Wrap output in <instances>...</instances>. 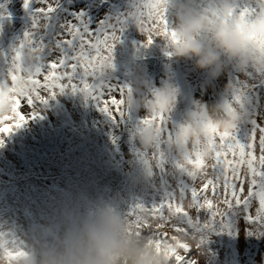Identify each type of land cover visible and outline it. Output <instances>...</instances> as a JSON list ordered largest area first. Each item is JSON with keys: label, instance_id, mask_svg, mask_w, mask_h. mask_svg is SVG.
Wrapping results in <instances>:
<instances>
[{"label": "rangeland", "instance_id": "1", "mask_svg": "<svg viewBox=\"0 0 264 264\" xmlns=\"http://www.w3.org/2000/svg\"><path fill=\"white\" fill-rule=\"evenodd\" d=\"M101 2H106L102 11L98 9ZM139 2L0 0V71L5 73L13 70L14 50L22 45V57L31 54L34 69L48 71L51 63L71 62L77 54L75 29L94 33L106 30L120 37L110 68L87 78L94 86L93 95L72 87L63 92L57 89L54 96L42 93L47 103L23 105L25 122L10 133H0V234L12 230L22 238L46 223H55L61 205L81 191L117 199L127 216L137 205L160 204L181 191L187 195L200 185L177 167L178 157L164 155L161 165L158 149L143 150L138 136L142 122L149 117L146 109L131 112L123 107V115L115 118L100 110L97 95L123 99L140 74L148 76L153 90L165 84L177 90V105L165 114L162 146L170 142L169 133L175 136L188 111L217 102L240 116L238 124L222 134L233 132L242 144H249L253 133L259 136L258 128L264 127V71L251 65L240 69L234 60L224 57L226 67L212 76L208 70L197 69L194 61H177L169 55L171 44L164 37H154L148 45L146 33L133 17ZM240 6L259 11L264 0H240ZM49 8L53 11L48 12ZM79 80L77 75L73 82ZM7 82V75L0 78V85ZM9 100L13 102V97L0 95V106ZM105 127L108 129L103 133ZM208 147L212 148V139ZM127 163L129 176L124 172ZM149 169L153 175L145 176ZM189 202L190 198L184 201L185 205ZM257 206L254 202L253 215ZM192 215L200 221L199 230L190 229L189 235H183L165 226L160 231L177 238L167 245L151 238L157 252L164 251L170 258L185 255V264H264V225L250 221L247 210H230L223 218L230 225L228 229L220 219L211 228L203 227L211 218L207 210L193 211ZM190 240L198 241L195 248ZM188 246L191 251L184 253ZM172 264L176 262L172 260Z\"/></svg>", "mask_w": 264, "mask_h": 264}, {"label": "clouds", "instance_id": "2", "mask_svg": "<svg viewBox=\"0 0 264 264\" xmlns=\"http://www.w3.org/2000/svg\"><path fill=\"white\" fill-rule=\"evenodd\" d=\"M164 7L175 32L171 56L177 61H194L195 67L217 76L226 67L224 57L234 60L237 67L249 65L264 71V15L251 20L243 14L240 0H166ZM23 76L13 86H27L34 73L31 54L22 57ZM111 66L105 63L102 70ZM10 73L0 71V78ZM133 87L124 97V107L135 112L146 109L149 117L168 114L177 105V90L165 84L153 90L147 75L133 80ZM13 94L5 87L0 95ZM13 114L11 100L0 106V118ZM240 116L223 102L211 106L199 105L185 114L184 122L167 145H161L162 131L147 125L139 131V141L145 152L158 149L163 155L176 156L187 166L185 154L209 142L214 136L228 133L238 124ZM213 150L204 147L201 157L211 160ZM151 169L145 176H151ZM191 207L190 202L185 205ZM195 248L198 241L190 240ZM0 264H172L164 251L157 252L151 237L137 235L129 218L123 214L120 202L103 195L93 197L81 191L64 202L55 223H46L22 238L12 230L0 234Z\"/></svg>", "mask_w": 264, "mask_h": 264}, {"label": "snow or ice", "instance_id": "3", "mask_svg": "<svg viewBox=\"0 0 264 264\" xmlns=\"http://www.w3.org/2000/svg\"><path fill=\"white\" fill-rule=\"evenodd\" d=\"M165 4L166 0H140L133 14L136 23L148 37V45L153 42L154 37L158 36L164 37L169 42H175V32L169 28L170 22ZM37 11L44 12L45 9ZM47 11L51 12L53 9L49 8ZM243 14L251 20L257 15H264V8L259 11L255 8H243ZM75 33L79 38V50L71 58V62H66V59L59 63L53 62L49 65L48 71L36 69L28 79L27 86L18 94L13 82L17 71L23 76V66L22 54L17 51L14 68L10 72V82L0 85V92L5 87L9 88L16 106L12 115L0 118V133H10L25 122L26 117L21 111L23 105L33 106L37 103H47L42 93L54 96L57 89L63 92L66 87H72L74 91L79 90L85 92L86 95H93L94 86L88 83L87 78L94 75L96 71L102 70L105 63H112V51L115 42L120 37L115 32L106 30L94 33L75 29ZM21 47L23 48V45ZM168 54L171 55V53ZM77 75H80V80L74 83ZM128 91L130 92L131 89L129 88ZM109 96H111L110 100L103 98V94L95 97L102 105L100 110L114 118L117 115L122 116L124 100L116 98L115 95ZM6 121H15V123H5ZM165 122V114L159 113L146 118L142 123L144 126L159 127L163 132ZM257 131L259 136L253 133L249 144L240 143L233 132L214 136L212 139L213 153L209 161L201 160V151L208 146V142L186 152L187 166L179 161L177 167L193 180H199L200 185L191 188L187 195L181 191L179 196L160 204L150 207L143 204L137 205L127 215L132 226L137 230V234H144L147 230V236L152 239L161 244H172L177 237L174 235L169 237L160 229L169 226L177 234L189 235L190 229L199 230L200 228V221L192 215V212L201 210L211 213V218L203 225L205 228H211L214 222L220 219L223 227L228 229L230 225L224 222L223 218L230 210L237 209L247 210L250 221L264 225V127H259ZM171 139L169 133V140ZM2 144L3 140L0 139V145ZM158 159L162 165L164 163L163 153H159ZM245 185H247L246 192ZM188 198H190V208L184 203ZM254 202L258 204L255 215L252 213ZM190 251V246L184 249V253ZM171 259L176 264H185L186 257L174 254Z\"/></svg>", "mask_w": 264, "mask_h": 264}, {"label": "bare ground", "instance_id": "4", "mask_svg": "<svg viewBox=\"0 0 264 264\" xmlns=\"http://www.w3.org/2000/svg\"><path fill=\"white\" fill-rule=\"evenodd\" d=\"M16 105H15V103H13V107H15ZM229 108V107H228ZM115 164H117V166L120 164V165H124V164H121L120 162H115ZM129 167H130V164L129 163H127L126 164V166H124V169H125V173L126 174H128V176H129V173H128V170H129ZM7 207L9 208L10 207V205L9 204H7Z\"/></svg>", "mask_w": 264, "mask_h": 264}, {"label": "trees", "instance_id": "5", "mask_svg": "<svg viewBox=\"0 0 264 264\" xmlns=\"http://www.w3.org/2000/svg\"><path fill=\"white\" fill-rule=\"evenodd\" d=\"M104 3H106V2H104ZM84 111H85V110H82V109H81L80 113H82V114H83V113H84ZM107 129H108V127H105V128H104V130H102V131H103V133H106V132H107Z\"/></svg>", "mask_w": 264, "mask_h": 264}, {"label": "flooded vegetation", "instance_id": "6", "mask_svg": "<svg viewBox=\"0 0 264 264\" xmlns=\"http://www.w3.org/2000/svg\"><path fill=\"white\" fill-rule=\"evenodd\" d=\"M21 50H25V48H20V51H21Z\"/></svg>", "mask_w": 264, "mask_h": 264}]
</instances>
